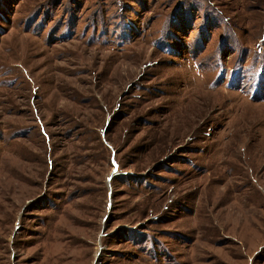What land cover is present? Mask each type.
Returning a JSON list of instances; mask_svg holds the SVG:
<instances>
[{"label": "rangeland", "instance_id": "374dc122", "mask_svg": "<svg viewBox=\"0 0 264 264\" xmlns=\"http://www.w3.org/2000/svg\"><path fill=\"white\" fill-rule=\"evenodd\" d=\"M0 264H264V0H0Z\"/></svg>", "mask_w": 264, "mask_h": 264}]
</instances>
